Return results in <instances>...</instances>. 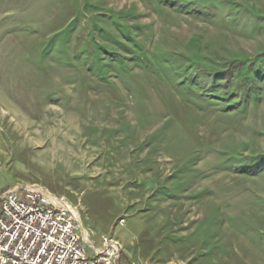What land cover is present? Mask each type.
Listing matches in <instances>:
<instances>
[{
  "label": "rangeland",
  "instance_id": "obj_1",
  "mask_svg": "<svg viewBox=\"0 0 264 264\" xmlns=\"http://www.w3.org/2000/svg\"><path fill=\"white\" fill-rule=\"evenodd\" d=\"M31 186L120 264H264V0H0V193Z\"/></svg>",
  "mask_w": 264,
  "mask_h": 264
},
{
  "label": "built area",
  "instance_id": "obj_2",
  "mask_svg": "<svg viewBox=\"0 0 264 264\" xmlns=\"http://www.w3.org/2000/svg\"><path fill=\"white\" fill-rule=\"evenodd\" d=\"M75 207L38 186L0 193V264H120L122 246H85ZM134 264V263H133Z\"/></svg>",
  "mask_w": 264,
  "mask_h": 264
},
{
  "label": "trees",
  "instance_id": "obj_3",
  "mask_svg": "<svg viewBox=\"0 0 264 264\" xmlns=\"http://www.w3.org/2000/svg\"><path fill=\"white\" fill-rule=\"evenodd\" d=\"M234 64H236V66L238 67L237 69H239L240 71L242 70L243 66L245 65L244 61H234Z\"/></svg>",
  "mask_w": 264,
  "mask_h": 264
}]
</instances>
